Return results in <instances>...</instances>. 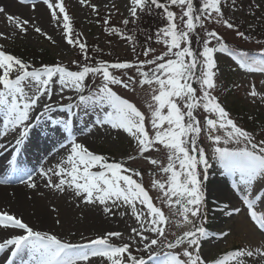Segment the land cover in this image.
Segmentation results:
<instances>
[{"label": "snow or ice", "instance_id": "1", "mask_svg": "<svg viewBox=\"0 0 264 264\" xmlns=\"http://www.w3.org/2000/svg\"><path fill=\"white\" fill-rule=\"evenodd\" d=\"M19 2L25 4L27 0ZM236 2L231 0V5L234 7ZM43 3L51 10L52 19L59 22L56 9L62 14L64 39L69 45L79 48L84 62L71 61L78 65V70H70L63 63L33 68L0 46V117L3 118L0 136L15 133L16 151L19 152V146L33 127V111L43 97L46 95L51 101L57 85L60 92L74 90L77 95L75 105L43 103L41 113L35 116L36 123L47 116L52 124L61 126L67 134V145L60 146L66 150V156L54 168H41L39 176L47 178L45 186L55 191L63 193L70 189L75 198L86 206H103L106 215L112 213V207L127 206L136 226L130 227L132 235L128 242L123 240L121 232L107 231L87 243L73 244L49 232L37 231L8 212H0V227L22 230V234L11 235L0 243V251L12 246L7 264H12V257L25 251L29 259L22 264H92V258L97 257L103 258L106 264H227L228 261L247 264L244 257H264V245L254 249L247 246L233 249L216 258H205L201 251L202 241L210 235H217L209 233L202 222L205 202L203 180L207 179L210 167L205 149L198 144L202 133L211 141L212 156L224 174L234 178L232 188L245 206L247 216L254 227L264 234V214L255 210L257 202L264 203V197L259 193L253 194L255 184L264 181V139L257 141L252 132L239 126L218 97L213 95L219 72L215 53L226 54L239 69L248 73L264 74V47L259 56H249L247 52L230 48L216 30L207 29L206 23L215 22L234 30L236 37L245 41L251 38L225 18L222 7L227 0H200L199 7L194 0H130L128 12L133 23L139 19V13L162 10L160 15L166 24L158 28L155 35L156 42L163 44L166 50L155 55L156 49L147 46L143 49L145 59L136 62L97 60L95 64L89 62L86 44L79 36L73 38L63 0H56L55 4L43 0ZM80 3L87 4L88 0H80ZM88 6L96 10L95 5ZM172 6L180 8L179 16L170 10ZM254 6L260 8V4ZM4 12V8L0 7V13ZM6 19L14 23L20 32L28 31L29 20L10 14H6ZM129 22L127 18L122 21L124 25ZM104 24H108V19L104 20ZM32 26L36 33L56 43L40 27ZM105 30L135 44L134 36L122 33L118 28ZM193 38L198 48L192 47ZM147 39L151 41L152 36ZM150 54L151 58H148ZM132 70L135 75H129ZM117 71L120 75L116 74ZM13 72L16 73L14 78ZM89 76L101 80L94 89L88 88L86 78ZM261 83L264 84V81ZM137 85L141 89L147 86L150 90V98L146 101L148 116L113 88L119 86L135 91ZM248 95L256 98L264 94L252 86ZM74 106L95 112V125L122 131L132 139L136 155H128L127 160L134 161L140 156L163 174V180L152 179L151 188L162 194L163 203L177 209L176 214L182 217L177 226H190L187 230L174 233V238L169 239V219L162 208L156 206L142 183V172L126 166L123 160L110 161L107 156L91 151L78 141L72 127ZM58 109L61 113L66 112L67 118L60 116L54 119L51 114ZM199 110L207 114L203 121L197 118ZM149 124L151 133L147 127ZM161 150L167 153L166 163L147 155L150 151ZM11 163L15 164V160ZM200 166H203V179ZM33 176L23 172L22 176L13 179L34 190L38 185ZM53 176L59 178L58 182L53 181ZM237 176L238 179H235ZM8 182V179L0 180V183ZM260 192L264 193V188ZM109 202L112 207H109ZM240 212L241 208L233 207L226 215ZM120 215H125V212ZM56 223L60 224V220ZM228 235V232L219 233V237L226 238ZM113 238H120L121 243H112ZM133 243L142 246L137 247V252H146L147 259L144 255L133 254ZM178 248L182 251H177Z\"/></svg>", "mask_w": 264, "mask_h": 264}, {"label": "rangeland", "instance_id": "2", "mask_svg": "<svg viewBox=\"0 0 264 264\" xmlns=\"http://www.w3.org/2000/svg\"><path fill=\"white\" fill-rule=\"evenodd\" d=\"M55 4L56 0H50ZM63 4L67 13H71L75 19L76 24L80 26L81 33L88 40H96L99 44L101 53L100 55L107 54L108 51L114 50V55L118 58L136 62L137 60L145 59L143 54L136 55L133 52V48L124 39L118 36L107 37L105 33L100 30L98 26L97 18L100 14L104 19H108L111 22L119 24L124 19H132L130 17L128 8L130 0H88L87 4H81L80 0H63ZM95 5L96 10L93 11L88 5ZM260 4V8L257 9L254 5ZM114 5V6H113ZM251 5V7H250ZM0 7L4 8L5 12L0 13V46H7L11 43L23 44L33 48H45L52 55L55 63L68 64L75 60L76 49L69 45L64 39L65 33L62 27V14H59V10L56 9L59 17V22L52 19L51 10L43 3V0H27V3L21 4L19 0H0ZM225 18L230 19L240 31L245 32V28L251 23L259 20V15L264 12V0H237L235 6L224 5L222 7ZM180 8L176 6L175 12L179 16ZM6 14H10L14 17L18 16L23 19L29 20L28 31L22 33L15 27L14 23L7 21ZM166 24L164 19L163 25ZM40 27L42 31L46 32L49 36L56 41L53 44L45 36H42L34 31V27ZM208 30H216L221 36L224 37L225 43L234 50L240 48H253L256 51H261L264 44H255V40H243L236 37L234 30H229L220 24L215 22L206 23ZM156 32L150 34L152 40L148 41V46L156 49L155 55H159L166 48L163 44L156 42ZM258 42V41H256ZM215 44V41L212 42ZM239 48V49H238ZM110 54V53H108ZM151 55L148 58H151ZM214 58L217 61V67L219 69L217 76V87L213 91V95L218 97L219 102L230 112L232 118L238 123L239 126L245 130L250 131L255 136L256 140L264 139V95L252 98L248 95L252 86H255L257 91L264 94V74L261 73H248L245 70L239 69L236 63L226 54L215 53ZM117 75L120 73L117 71ZM129 75H135V71L129 72ZM89 78L90 89L96 88L101 80L99 77ZM127 79V77H123ZM117 93L137 105L142 112L148 116V110L146 101L150 98V90L147 86L143 89L139 85L136 86V90L123 89L119 86H113ZM87 94V92L85 93ZM76 96L74 90L65 89L60 92L59 86L54 88L52 100L49 101L45 95L41 103L33 111V127L29 130L28 136L24 139V142L19 146V152L13 150L12 154H7V150L12 148L16 150L17 145L15 143L16 134L9 133L6 137L0 136V155L4 150L5 155L14 157L15 155H21L24 157L23 161L17 162L13 167L19 168L20 171L15 173V176H22L23 172L34 174L33 176L38 187L36 189H28L25 185L19 187L23 201L33 202L36 198L40 197L49 202L52 210H48L51 223L41 228L42 232H49L57 235L58 238L63 241L83 244L89 240L102 236L107 231H119L123 234V240L128 242V238L131 234L130 227L136 226L134 219L130 215V209L127 206H121L119 208L112 207L109 202V207H112L111 214H105L103 212V206H86L78 198H75L74 193L70 189H66L61 193L51 188L46 187L47 178L39 176V170L41 168L48 169L54 168L55 165L66 156V150L61 149V145H67V134L63 131L59 125L52 124L47 116L42 118L38 123L35 122V116L39 115L43 108V103L66 104L69 103V98L73 99ZM74 105V104H73ZM74 115L72 118L73 134L77 137L78 141L84 143L91 151L95 153H109L115 158H125L126 166L137 168L142 172V183L145 188L149 190L150 195L153 197V201L156 206L161 207L165 212V215L169 219V225L167 227L169 238L173 237V234L181 233L187 230L190 226L180 225L177 226V221L182 220V217L176 214L177 209L170 208L162 201V194L158 190L151 188V181L153 178L165 179L163 174L156 171V169L149 165L142 157L137 156L134 161H128V155H136L134 142L127 134L122 131L111 130L108 126L95 125L96 113L92 111H85L81 108L72 109ZM55 119L63 116L67 118V113H61L59 109L51 114ZM197 118L203 121L204 115L202 110L197 113ZM249 116L253 120L247 124ZM3 127V118L0 117V130ZM149 132L151 133L150 124L147 125ZM202 146L207 153L210 167L207 170L206 180L204 183L205 202L202 208V218L205 220L204 226L209 233H216V236H209L202 241V254L205 258H216L231 248H241L247 246L248 248H256L264 245V234H261L253 225L250 218L246 214V208L239 198L236 190L232 188L233 177H229L224 174V170L220 167L219 163L212 156V144L207 139L206 134L202 133ZM223 146V145H221ZM230 147H236L230 145ZM33 150H36L33 153ZM147 155L153 158H158L162 163L167 162V153L164 150L159 152L150 151ZM17 160V158H15ZM0 171H4L0 164ZM202 173L201 179H203V166H200ZM51 175V173L49 174ZM27 179L26 176H23ZM238 179V176L235 178ZM59 178L53 176V181L58 182ZM219 182L222 186L223 194L219 195L221 198L212 197L208 193L211 192L215 184ZM15 185L21 184L19 182ZM23 185V184H21ZM242 187V186H241ZM264 188V181H258L255 184L253 194L259 193L264 197V193L260 192V189ZM13 189V188H11ZM44 190V191H43ZM44 195V197L42 196ZM210 196L212 198H210ZM74 204L80 206V210L73 215L72 222L65 223V206H74ZM227 205V208H225ZM138 208L142 207L137 205ZM233 207L241 208L240 213H233L231 216L226 215V212H230ZM255 210L258 213L264 214V203L257 202ZM125 212V215L121 216L120 213ZM204 213V214H203ZM88 214H92L91 216ZM60 220V224L56 221ZM208 222V223H207ZM11 229V228H4ZM45 229V230H42ZM52 229V230H48ZM228 232L229 235L225 237H219L220 232ZM8 238H5L4 232L0 234V243ZM112 243H121L120 238H113ZM139 246L135 243L132 244V248L137 249ZM11 246H8L4 251H0V264H7L8 257L11 255ZM182 251V249H178ZM29 257L25 251L21 255L12 257V264H22V261L28 260ZM247 264H264V257H244ZM92 264H106L103 258H92ZM227 264H232L228 261Z\"/></svg>", "mask_w": 264, "mask_h": 264}, {"label": "trees", "instance_id": "3", "mask_svg": "<svg viewBox=\"0 0 264 264\" xmlns=\"http://www.w3.org/2000/svg\"><path fill=\"white\" fill-rule=\"evenodd\" d=\"M162 2H163V0H162ZM194 3L196 4L197 7H199L200 0H194ZM228 5L229 6L231 5V0H227V4L225 6L227 7ZM175 8H176V6H172L170 8V10L175 12ZM161 12H162V10L154 9L151 13H149L147 11L143 12V13H139V19L136 20L135 23H133L132 22L133 18H132L130 20L129 24H127V25H124L122 22H120L119 24H116V23L111 22L109 20H108V24L106 25V24H104L105 19L103 18V16L101 14L97 18V21H98V26L100 27V30L102 32L104 31L103 33H105V35L107 37L116 35L114 33L110 34L108 31L105 30L106 28H110V27L118 28L121 30L122 33H126L128 35L134 36L135 44L133 45L132 43H129L128 41H127V43L132 48L135 47V54L136 55H141V54H143V49L148 46V44H147L149 41L147 39L148 36L150 34L156 32L157 29L162 27V25H163L164 19L160 15ZM69 17H70V28L72 31L73 38H76L77 36H79L81 41L86 44L87 49H88L87 55L90 58V61H89L90 63L95 64V62L97 60H106V61H110V62L117 61V60H124L122 58L116 57V55H114V50L108 51L107 54H105V56L100 55L102 53H101V50H100V47H99V44L97 43V41L96 40H88L86 37H84L81 34L80 27L76 24V20L72 16H69ZM258 18H259L258 21L251 23L248 27L245 28L246 29L245 34L249 35L251 37L250 40H255V44L260 45V44H262L261 42H264V12L261 13ZM200 35L203 36V32H200ZM116 36L121 38L119 35H116ZM256 41H258V42H256ZM192 47L193 48L199 47L195 38H193ZM75 49H76L75 59L77 61L83 63L84 62V55L79 51L78 47H75ZM3 50L9 54H12V55L20 58L23 62L31 65V67H33V68H39L41 65H44V64L50 65V64L54 63V59H53L52 55L45 48H33V47H29V46H26L23 44L12 43L9 46L3 48ZM238 51L247 52L249 56H259L261 54V52L257 53L256 50H254L253 48H240ZM108 53H110V54H108ZM65 66H67L71 70H78L77 64L69 63V64H65ZM29 70H31V69H29ZM13 73H15V72H13ZM88 80H89V78L87 77L86 82ZM193 86L198 87L195 84ZM252 121L253 120L249 116L247 124H249ZM198 144H199V146L203 147L202 143H201V136H200V139L198 141ZM99 154H103V155L107 156L110 161L111 160H116V161L123 160L124 162H126L125 158H115L114 156H112L109 153H99ZM207 176H209V175L207 174ZM200 222L201 221H197V223H200ZM202 222H203V224L205 222V220L203 218H202ZM132 251H133L134 255H138V256L147 254L146 252H142V251L141 252H137L134 250H132ZM227 252L228 251H226L225 253H227Z\"/></svg>", "mask_w": 264, "mask_h": 264}, {"label": "bare ground", "instance_id": "4", "mask_svg": "<svg viewBox=\"0 0 264 264\" xmlns=\"http://www.w3.org/2000/svg\"><path fill=\"white\" fill-rule=\"evenodd\" d=\"M7 152L9 154L13 153V151L9 149L7 150ZM15 158H17V160H22L20 154L15 155ZM13 159V157L6 155L0 156V163L2 167L8 169L5 170L4 173H0V180H9V184L0 183V212H8L9 214L21 218L24 222L28 223L35 230L40 231L42 227L51 223V218L49 217L50 213L48 212V210L49 208L50 210H52V208L49 205V202L45 201V199L43 200V198L40 197L36 198L33 202L23 201L24 198L22 197L21 192L19 191V187L21 186H8L16 181L15 179H13L15 175H13V172L9 170L13 166V163H11ZM14 160L16 161V159ZM223 192L224 191L222 190V186L219 182L215 184V187L212 188L211 192L208 191L209 195L211 194L213 198L216 197L218 199L221 198V196L219 195L223 194ZM42 196L44 197V195ZM212 197L210 196V198ZM77 210H80L79 205L74 204V206H65V223L74 221L73 215L77 212ZM88 215L91 216L92 214ZM3 232L5 234V238L7 235L8 238H10L11 235L22 234V230L19 229H4L3 227H0V234Z\"/></svg>", "mask_w": 264, "mask_h": 264}]
</instances>
